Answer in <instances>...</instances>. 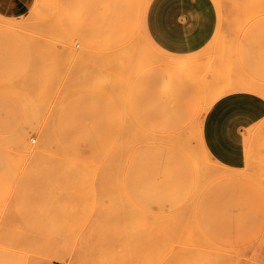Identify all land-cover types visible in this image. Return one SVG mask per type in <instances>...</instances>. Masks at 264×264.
<instances>
[{"label": "rangeland", "instance_id": "374dc122", "mask_svg": "<svg viewBox=\"0 0 264 264\" xmlns=\"http://www.w3.org/2000/svg\"><path fill=\"white\" fill-rule=\"evenodd\" d=\"M213 1L214 37L183 55L150 38L152 0L0 11V264H264V121L242 169L200 141L228 81L264 94V0ZM169 87L201 110L180 134L166 133ZM61 122L89 129L77 132L92 151L47 128ZM113 125L105 145L99 127ZM174 170L192 181L173 216L160 190ZM223 172L241 180L218 182Z\"/></svg>", "mask_w": 264, "mask_h": 264}, {"label": "crops", "instance_id": "0c3cea01", "mask_svg": "<svg viewBox=\"0 0 264 264\" xmlns=\"http://www.w3.org/2000/svg\"><path fill=\"white\" fill-rule=\"evenodd\" d=\"M26 9L27 0H0V11L6 14H18ZM146 25L150 38L161 49L172 54H189L203 49L212 40L217 31L218 11L213 0H152ZM253 86L228 81V85L218 91L223 94L207 107L200 127V141L207 154L229 169L238 170L246 166L251 131L264 121V94L260 87L259 90ZM162 101L167 134L190 130L193 117L201 113L184 94L172 87L167 88ZM68 113L64 110L63 119L68 117ZM47 128H51L53 133L55 129L60 130L66 144H88L89 152L92 151L90 145L96 143L87 134L81 136L77 132L89 130L78 124L47 123ZM99 128L104 129L105 145L110 144L114 133L121 129L116 125ZM42 129L44 136L45 126ZM124 129L130 128L124 126ZM240 180L239 175L223 172L218 182Z\"/></svg>", "mask_w": 264, "mask_h": 264}, {"label": "bare ground", "instance_id": "6f19581e", "mask_svg": "<svg viewBox=\"0 0 264 264\" xmlns=\"http://www.w3.org/2000/svg\"><path fill=\"white\" fill-rule=\"evenodd\" d=\"M145 1V0H144ZM151 0H147V2L149 3ZM144 3V2H143ZM144 5H145V3L143 4V7H142V9L144 8ZM147 5L148 4H146L145 5V9H147ZM144 10V9H143ZM143 12V11H142ZM221 94H216V97L212 100V102H211V104L220 96ZM210 104V105H211ZM2 140H5V139H0V141H2ZM7 140V139H6ZM9 140H10V138H9ZM9 143V142H8ZM8 143H7V145H8ZM11 143H13V142H11ZM13 145H15V143H13ZM8 147H10V146H8ZM170 177H169V179H165V180H163V183H162V189L160 190V194H161V196H162V198H163V204L164 205H166V206H168L169 207V209H168V211H170V214L172 215L173 214V216H174V214H175V212L174 213H172V210H174L177 206H179V207H177V210H179L178 212H181V203H182V200L184 199V194H185V192H187V190L186 191H184L185 189H186V187H187V184H188V186L191 184L190 182L192 181V180H190L189 179V176H187L186 177V174L185 173H183V172H177L176 170H174V172H171L170 174ZM187 179H189V180H187ZM190 183H188L186 180ZM187 182V184H186V187H185V183ZM188 189V188H187ZM184 193V194H183ZM197 200V199H196ZM198 202V201H197ZM200 202V201H199ZM198 202V203H199ZM175 204V205H174ZM200 204V203H199ZM198 204V205H199ZM175 207H174V206ZM177 205V206H176ZM195 205H197V203L195 204ZM197 205V206H198ZM174 208V209H173ZM196 207H194V209H195ZM196 210H199V208H197ZM195 210V211H196ZM177 212V211H176ZM196 212H198V211H196ZM198 214V213H197ZM196 214V216H197V219H198V215ZM181 215V214H180ZM176 216H177V214H176ZM173 218V217H172ZM176 218V217H175ZM174 219V218H173ZM199 223V222H198ZM200 225V224H199ZM201 227V226H200ZM201 231H203L202 229H200ZM233 254V253H232ZM231 254V255H232ZM221 255V254H220ZM220 257V256H219ZM234 257V256H233Z\"/></svg>", "mask_w": 264, "mask_h": 264}]
</instances>
